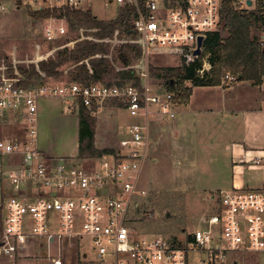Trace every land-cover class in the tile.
Instances as JSON below:
<instances>
[{"label": "built area", "instance_id": "2783aa9c", "mask_svg": "<svg viewBox=\"0 0 264 264\" xmlns=\"http://www.w3.org/2000/svg\"><path fill=\"white\" fill-rule=\"evenodd\" d=\"M0 0V14L7 11ZM13 1V0H11ZM32 11L90 10L97 0H20ZM104 8L113 6L118 15L129 12L128 38L105 39L132 43L141 55L125 69H132L135 80L125 84H83L45 82L24 84L25 77L9 74L11 67L0 66V126L20 125L17 137H0V156H18V163L3 174L10 192L3 204L0 255L13 256L17 249L37 238H48L61 246L74 240H87L96 264H224L230 253L255 252L264 264V185L258 188L232 187L220 191L219 205L203 213L194 231L183 239L147 235L134 227L139 198L145 190L138 186L150 151V120L175 117L176 93L165 87L154 88L150 57L174 54L179 63L190 65L202 57V74L210 69L203 55L208 33L220 28L222 0H99ZM234 0L236 9L257 14V43L264 50V0ZM64 17L44 19V34L51 41L65 32ZM66 21V20H65ZM200 53L196 54L198 38ZM226 83L236 81L230 72ZM263 94L264 63L260 82ZM57 96L73 107L82 104L97 116L112 106L134 119L124 126L115 151L90 158L88 163L46 158L37 146L38 99ZM264 156L251 157L250 163L264 166ZM61 253L52 259L62 264Z\"/></svg>", "mask_w": 264, "mask_h": 264}, {"label": "rangeland", "instance_id": "374dc122", "mask_svg": "<svg viewBox=\"0 0 264 264\" xmlns=\"http://www.w3.org/2000/svg\"><path fill=\"white\" fill-rule=\"evenodd\" d=\"M5 4L8 10L0 14V66L11 67L9 71L6 69L9 74L18 73L19 65L37 64L41 59L52 57L58 48L64 45L72 46L74 42L70 39L77 36L85 38L86 33L89 32L84 29L71 32L64 20L65 32L49 41L44 34V19L34 20L33 11L23 5L25 2L22 4L20 0H8ZM92 13L99 19L105 20L117 14L113 6L104 8L99 0L92 6ZM87 37L90 38V36ZM111 44L116 43L111 42ZM115 54L116 50L112 49L108 56L112 60L115 71L125 69L126 67L115 57ZM150 61L153 66H178L181 59L174 54H163L151 56ZM223 77L219 86L226 88L234 85L235 81L226 83ZM67 80L65 70L58 79L52 81L58 83ZM103 80L101 82H107L110 77H104ZM184 83L190 89L193 88L190 82ZM153 87L165 86L162 81L153 79ZM250 87L253 89L252 85ZM212 90L208 87H197L193 92L200 103H205ZM44 97L46 96L38 99V111L39 105L42 106L41 112L37 113L38 147L48 149L57 156L75 155L78 141L76 118L78 110L67 114L59 109L58 98L43 102ZM213 103L218 104L219 100L214 98ZM94 117L96 119L95 146L99 148H115L117 132L120 131L119 124L127 119L134 121L111 103H108L103 111ZM150 129L152 132L151 125ZM211 129L216 137L214 139L208 137L201 142L191 143L188 138L186 141L182 138L177 145L182 148L180 151L168 153L164 146L163 150L157 152L156 160H153L154 153H149L138 183V186L145 190V194L139 198L140 205L134 214L133 225L139 232L181 240L184 233L194 231L198 227L199 218L203 213L212 212L219 205L220 191L236 186L233 184L234 175L242 176L246 182V185L239 187L262 186L259 185L262 168L244 167L241 171L233 169L232 162L236 161L233 147L228 149L224 143L220 144V141L229 135L228 131L222 125H214ZM15 131L18 132L19 129L14 126L0 128V134L3 135ZM0 137L3 136L0 135ZM5 183L9 188L8 179ZM85 248L90 255L89 258L84 259L81 255L76 257L66 255L65 264H95L92 260L94 253L90 243ZM197 257L198 255L192 254V264H198ZM234 260L236 264H260L258 255L251 251L230 253L224 264H234Z\"/></svg>", "mask_w": 264, "mask_h": 264}, {"label": "trees", "instance_id": "16d2710c", "mask_svg": "<svg viewBox=\"0 0 264 264\" xmlns=\"http://www.w3.org/2000/svg\"><path fill=\"white\" fill-rule=\"evenodd\" d=\"M233 3L234 0H222L220 28L208 33L204 40L203 55H207L211 66L208 71L205 70L202 74L197 72L202 67V57L190 65H150L152 77L162 81L167 90L175 92L178 102L180 99H187L191 92L184 82H190L192 87L217 86L221 84V79L227 71L235 75L237 81H249L253 85L260 82L264 50L257 43V14L254 11L236 9ZM32 16L34 20L49 16L64 17L69 31L84 29L89 32L85 38L77 36L70 39L74 42L72 46L64 45L58 48L48 59H41L37 64L28 66L19 65L17 71L25 77L24 84L38 85L45 83L47 78L58 79L65 70L67 82L77 81L86 85L101 83L107 76L110 80L104 82L106 85L125 84L135 80L132 69L115 71L108 56L110 51L115 49V57L127 67L140 57V48L132 43L112 45L111 42L105 41L114 39L115 34L117 39L130 35L128 10H121L118 15L106 20L99 19L90 10L45 9L33 11ZM78 118L79 158L99 157L115 151V148L95 146L96 119L82 104L78 106ZM1 233L0 210V235Z\"/></svg>", "mask_w": 264, "mask_h": 264}, {"label": "crops", "instance_id": "0c3cea01", "mask_svg": "<svg viewBox=\"0 0 264 264\" xmlns=\"http://www.w3.org/2000/svg\"><path fill=\"white\" fill-rule=\"evenodd\" d=\"M92 12V11H91ZM54 79L47 78L45 82H54ZM61 82V81H59ZM253 86L251 89L250 86ZM197 87L212 88V92L208 94L209 99L205 103H200V100L194 96V89ZM261 96L263 94L258 90L256 85H253L249 81H235L234 85H230L226 88L221 86H195L191 88L190 95L187 99L180 101L175 105V117L172 119L160 118L157 115L152 116L150 125L152 132L149 128L150 136V152L154 153V159H157V152L163 150L168 153L181 150L179 148L180 139L184 138L185 141L188 138L191 143L195 141L201 142L205 139L216 138L212 131L214 125H222L228 131V136H225L220 144L226 148L233 147V155L235 157L232 162V168L236 171H241L246 168H262L261 181L259 185H264L263 165H254L250 163L251 157L255 155L264 156V109L261 106ZM58 98L59 109L62 112L72 113L78 110L77 107H73L70 101H65L61 97L46 96L42 100L43 102L51 99ZM214 98L219 100L218 104L213 103ZM41 101V103H42ZM216 102V101H215ZM42 106L39 105L40 113ZM123 112L122 110L118 109ZM50 112V111H48ZM77 125L79 133V118L77 111ZM38 120V119H37ZM130 119L119 124L117 132V141L119 136L122 135L124 126L131 123ZM12 127V126H0ZM19 131L11 132L6 135L0 134L3 137H19L22 133L20 125L14 126ZM225 130V132H226ZM17 132V133H16ZM224 132V133H225ZM38 134V128H37ZM78 136V134H77ZM38 146V135H37ZM174 147V149H173ZM39 148V147H38ZM179 148V149H177ZM41 153L51 160L66 159L69 161H82L88 163L90 158H79L78 155V141H77V153L75 155H61L57 156L50 152L48 149L39 148ZM264 161V159H263ZM18 163V156L1 157L0 156V210L3 212V204L5 197L10 192V187L6 186V177L3 172L13 167ZM86 163V164H87ZM144 169V168H143ZM234 185L239 187L240 185H246V182L242 176L233 177ZM261 186V187H262ZM258 188V187H257ZM9 191V192H8ZM212 197V196H211ZM89 244L87 240H74L71 246L67 248L63 244L59 250L58 243L55 240L45 237L37 238L35 241L28 242L21 245L13 256L0 255V264H53L52 259L61 254L62 264H65V256L72 255L76 257L81 255L84 259L89 258L90 255L85 248ZM66 246V245H65ZM66 248V249H65ZM66 250V252H65ZM93 252V250H92ZM94 253V252H93ZM94 263L95 255L92 258ZM234 264L235 260H234Z\"/></svg>", "mask_w": 264, "mask_h": 264}, {"label": "water", "instance_id": "95a60500", "mask_svg": "<svg viewBox=\"0 0 264 264\" xmlns=\"http://www.w3.org/2000/svg\"><path fill=\"white\" fill-rule=\"evenodd\" d=\"M247 4H248V5H251V1L248 0V1H247ZM128 33H129V34H130V33H133V31H129ZM201 45H202V37H199V38H198V48H197L196 51H195L196 54H199V53H200V46H201Z\"/></svg>", "mask_w": 264, "mask_h": 264}]
</instances>
